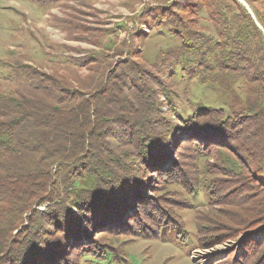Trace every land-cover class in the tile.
I'll return each mask as SVG.
<instances>
[{
	"label": "trees",
	"instance_id": "trees-1",
	"mask_svg": "<svg viewBox=\"0 0 264 264\" xmlns=\"http://www.w3.org/2000/svg\"><path fill=\"white\" fill-rule=\"evenodd\" d=\"M30 1L49 10L58 0ZM188 2L169 0L141 17L146 25L154 16L150 27L166 26L178 41L145 64L155 73L134 61L148 38L136 20L126 44L111 45L112 56L133 59L110 65L92 92L68 88L31 65L15 67L18 88L0 92V264H22V258L27 264H51L65 258L61 242L80 251L90 245L83 242L86 231L128 229L149 203L145 174L178 171L179 157L198 162L217 145L236 156L222 161L226 175L248 182L241 184L253 194V203L240 202L242 209L252 203L239 218L246 226L241 244L248 242L240 257L261 252L254 264L264 262V0L261 9L248 3L252 13L236 0L192 10ZM202 11L216 36L194 25ZM176 67L199 86L216 87L224 105L197 103L189 117L179 116L181 126L170 127L158 93L164 92L162 72L174 74ZM173 147L177 159L167 151ZM147 211L159 212L155 205ZM256 230L263 233L258 239L250 234ZM242 259L234 264H246Z\"/></svg>",
	"mask_w": 264,
	"mask_h": 264
},
{
	"label": "rangeland",
	"instance_id": "rangeland-1",
	"mask_svg": "<svg viewBox=\"0 0 264 264\" xmlns=\"http://www.w3.org/2000/svg\"><path fill=\"white\" fill-rule=\"evenodd\" d=\"M168 1L58 0L49 10H45L30 0H0V92L16 91L18 83L15 77L19 72L15 67L24 64L61 78L68 88L94 91L101 74L105 70L108 72L110 65L133 59H126L127 55L112 56L111 45L126 44L130 33L137 30L131 25L135 20L139 23L138 30L142 29L141 34L148 35V38L141 55L138 54L134 61L155 73L146 65L152 63L157 51L177 45L178 41L166 26L155 28L153 24L150 27L156 19L154 16L151 21L146 20L149 21L146 25L141 22V17L148 10ZM185 1H190L187 3L191 5L187 8L190 10L206 4L218 7V0ZM243 1L250 11L248 3L260 9L263 7V0ZM194 25L206 35L216 36L204 11L199 14ZM147 26L154 29L151 31ZM160 78L164 83V92L158 93L159 107L165 113V121H169L170 127L181 126L179 116L189 117L197 103L224 105L216 87L199 86L192 77L181 75L178 67L174 74L169 69L164 70ZM160 126L168 129L166 124ZM175 147L167 151L171 158L177 159ZM187 151V154L192 155L189 148ZM235 158L232 149L217 145L208 149V154L198 162L179 157L178 171L158 176L151 172L145 174L147 178L142 181L149 202L146 208L155 205L158 213L151 216L143 207L141 212L144 215L136 217L132 226L124 231L104 233V228L86 231L84 236L87 237L83 236V242L90 240V245L80 251L67 246V242H61L65 258L55 259L51 264H64L65 260V264H234V260L239 258H243L242 262L246 264H254L261 252H257L256 257L246 254L240 257L248 242L241 244L246 226L239 221L250 210L253 194L247 191L246 185L241 184L248 182H237L226 175L229 173L223 168L227 165L222 161ZM252 173L247 176L251 178ZM218 181L220 192L216 201L214 183L217 185ZM242 198L252 202L246 204L245 209L240 207ZM72 212L75 213L76 209L72 208ZM159 223L163 225L158 226ZM141 227L150 230L144 234ZM198 230L202 242H199L200 245ZM52 231L51 234H55V229ZM250 234L258 239L263 233L256 230ZM54 241L56 243L58 239L54 238ZM22 259V264H27L26 259Z\"/></svg>",
	"mask_w": 264,
	"mask_h": 264
},
{
	"label": "water",
	"instance_id": "water-1",
	"mask_svg": "<svg viewBox=\"0 0 264 264\" xmlns=\"http://www.w3.org/2000/svg\"><path fill=\"white\" fill-rule=\"evenodd\" d=\"M239 1L247 8V10L249 11V13H252L243 0H239Z\"/></svg>",
	"mask_w": 264,
	"mask_h": 264
}]
</instances>
